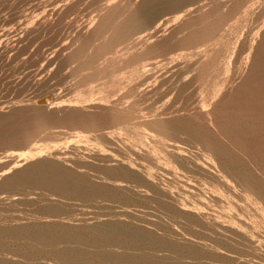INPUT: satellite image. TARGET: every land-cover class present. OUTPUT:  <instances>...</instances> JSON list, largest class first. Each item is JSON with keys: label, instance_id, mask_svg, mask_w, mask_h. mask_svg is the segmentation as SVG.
<instances>
[{"label": "rangeland", "instance_id": "rangeland-1", "mask_svg": "<svg viewBox=\"0 0 264 264\" xmlns=\"http://www.w3.org/2000/svg\"><path fill=\"white\" fill-rule=\"evenodd\" d=\"M263 28L264 0H0V264H219L213 256H219L220 264H247L239 244L230 246L224 239L222 243V236L210 230L213 223L225 225L223 221L229 222L231 215L242 220L241 199L221 202L220 207L207 200L204 211L195 196L183 199L184 189L197 190L196 179L182 176L172 159L157 150L163 146L160 141L154 145L160 139L154 129L155 121L189 120L190 113L181 109H197L191 112L196 114L207 98L219 94L212 100L219 103L220 86L224 90L219 91L232 97L245 93L248 80H241L242 73L252 71L248 65L259 60L260 46L254 50ZM217 74L225 81L217 79ZM248 79V85L252 84ZM237 83H245L242 91L235 90ZM226 98L214 104L223 105ZM168 107L179 114L155 115ZM100 110L108 115L104 132L98 131ZM64 119H69L66 124ZM61 124L68 126L63 129ZM147 133L154 137L155 148ZM179 135L192 140L190 135ZM188 146L193 152L185 153L191 156L196 146ZM59 154L70 159H56ZM23 155L29 156L27 162L22 161ZM111 170L113 174L106 176ZM52 176L61 177L56 186L38 185L37 177L51 180ZM140 180L152 191L141 186ZM94 250L106 253L108 260L93 258Z\"/></svg>", "mask_w": 264, "mask_h": 264}, {"label": "bare ground", "instance_id": "bare-ground-1", "mask_svg": "<svg viewBox=\"0 0 264 264\" xmlns=\"http://www.w3.org/2000/svg\"><path fill=\"white\" fill-rule=\"evenodd\" d=\"M83 2V0H82ZM86 2V0H85ZM101 4V3H100ZM74 6V5H73ZM82 8V7H81ZM83 9V8H82ZM87 9V8H86ZM84 11V10H83ZM262 12V11H261ZM81 13V12H80ZM83 14V13H82ZM126 18V17H125ZM126 20V19H125ZM129 21V20H128ZM206 22V21H205ZM261 22V21H260ZM259 22V23H260ZM220 23V22H218ZM254 23V22H253ZM128 25V24H127ZM138 26V25H137ZM187 26V25H186ZM219 26V25H218ZM217 26V27H218ZM210 27V26H209ZM131 28V27H130ZM189 28V27H188ZM118 29V28H117ZM192 29V28H191ZM219 29V28H218ZM134 30H135V27H134ZM210 30V29H209ZM220 30V29H219ZM186 31V30H185ZM213 31V30H212ZM215 31V30H214ZM228 31V30H227ZM257 31V30H256ZM255 31V32H256ZM207 32V31H206ZM259 32V31H258ZM262 34L260 35L261 36V40L259 39V43H257V41L255 42V44H260V45H257L256 46H253V47H256V49L254 51H257L258 49V46H260V50L258 51L260 54V56L257 54L255 55V58L254 60L256 59L257 56H259V60H260V64L258 63V61L256 62H253L254 64L256 63L257 66V70L258 72L254 69V64L248 65V69L249 68L251 69L252 67V71L249 70L248 73L250 74V71L251 73L254 75L257 73V75H248V73L245 71V73H242L243 74V78L244 77H248V78H251L250 82H252V84L255 86L254 89H251L253 88L254 86L250 83L248 85V81L249 79L248 78H245V79H241V80H244L245 82L247 81V83H237L236 85L233 84V86H239L241 87L240 89L235 87L234 89L239 92L242 88V86L245 84V85H248V86H243L245 89H243V92L245 93H242V92H239V94L237 93L235 96L236 97H232V94L231 96L230 95H227V92L226 95L227 97L230 96V99L228 97V100L226 98V95L224 94L223 92V86H218L219 87V90L222 88L223 90L221 91H217L213 84V89L214 91L216 92H221V98L224 97V99L226 98L225 101H223L224 99H222V102H223V105L219 103L221 102V98H218L217 102H212V100L215 101V99L219 96L216 95L217 97H215V99H211L210 98H207L206 99V102L204 106H202V110H199V112H195L196 114H191L192 111H197V109L195 110H192V111H189V110H185L183 107V109H181L183 111H186V113H190L188 114V119H174L173 121H164L166 119H162L163 121H160L159 123L156 122V126H155V129L156 130L155 132L157 133L158 137H160V139L158 137H156V139H159L157 141H155L154 145H157V142H161L162 143V146H163V149L161 148L162 146H158L159 148L161 149H157V150H162L164 151L163 155L167 154L173 161V164L177 165L178 169L181 170V172H183L181 175L183 176V174H185L186 176H193L195 177L196 179V182H197V190L194 191V192H191V190H195L193 187L192 189L189 190V192H186L185 189H184V198L185 199V195L188 196H191V199L193 196L196 197V201L197 202H201V204H199V208H202V210L204 211V205H205V201L207 202V200H210L211 202L214 203V205H216V203L218 205V207H220V205L222 204L221 202L223 203H229V204H232L230 201L231 200H235V199H241L242 201V205H243V209L241 211V213L243 214V219H238L237 218V215L235 213V210H234V213L236 216H229V224H226V221L224 220L223 223H225V225L223 224H219L217 221L218 224H211V231L212 233H215V232H218L219 233V236L221 235L222 236V243L223 242V239L227 241V245L228 243H230V246H234L233 243H237L236 245L237 246H241V250L243 252V256H244V260L247 264H264V28L263 30H261ZM129 33V32H128ZM134 33V32H133ZM138 33V32H137ZM178 33V32H177ZM197 33V32H196ZM208 33V32H207ZM226 33V31H225ZM179 34V33H178ZM213 34V33H212ZM185 35V34H184ZM191 35V34H190ZM215 35V34H213ZM255 35V34H254ZM181 37V36H180ZM179 37V38H180ZM258 38V37H257ZM175 39V38H174ZM251 39V38H250ZM255 39V38H254ZM204 40V39H203ZM215 40V39H214ZM205 41V40H204ZM209 41V40H208ZM213 41V40H211ZM249 41V40H248ZM173 42V41H172ZM188 42V41H187ZM159 43V42H157ZM162 43V42H161ZM217 43V42H215ZM254 43V42H252ZM153 44V43H152ZM165 44V43H164ZM210 44V43H209ZM249 44V43H248ZM247 44V45H248ZM167 45V44H166ZM175 45V44H174ZM197 45V44H196ZM254 45V44H253ZM146 46V45H145ZM176 46V45H175ZM182 46V45H181ZM211 46V45H210ZM160 47V46H159ZM157 48V46H156ZM194 48V46H193ZM198 48V46H197ZM200 48V47H199ZM198 48V50H199ZM242 48V47H241ZM249 48V47H248ZM251 48V47H250ZM249 48V49H250ZM154 48H152L153 50ZM174 49V48H173ZM180 49V48H179ZM198 50H196L195 48V51L198 52ZM151 51V50H150ZM181 51V50H180ZM188 51V50H187ZM194 51V50H192ZM200 51V50H199ZM203 51V50H202ZM207 51V50H206ZM253 51V52H254ZM106 52V51H105ZM149 52V51H148ZM152 52V51H151ZM168 52V51H167ZM176 52V51H175ZM179 52V51H178ZM184 52V51H183ZM190 52V51H189ZM197 52H194V53H197ZM204 52V51H203ZM208 52V51H207ZM245 52V51H244ZM154 53V52H153ZM164 53V52H163ZM173 53V52H172ZM212 53V52H210ZM238 53V52H237ZM257 53V52H256ZM152 54V53H151ZM170 54V53H169ZM174 54V53H173ZM180 54V53H178ZM182 54V52H181ZM206 54V53H205ZM246 54V53H245ZM255 54V53H253ZM161 55V54H160ZM203 55V54H202ZM238 55V54H237ZM248 55V54H247ZM251 55V53H250ZM249 55V56H250ZM171 56V55H170ZM169 56V57H170ZM174 56V55H173ZM197 56V55H196ZM158 57V55H157ZM166 57V56H165ZM177 57V56H176ZM206 57V56H205ZM247 57V56H246ZM120 58V57H119ZM163 58V57H162ZM192 58V57H191ZM203 58V57H201ZM251 58V57H249ZM147 59V58H146ZM145 59V60H146ZM156 59V58H154ZM205 59V58H204ZM241 59V58H240ZM127 60V58H126ZM130 60V59H128ZM159 60V59H158ZM168 60V59H166ZM170 60V59H169ZM188 60V59H186ZM185 60V61H186ZM250 59H248L249 61ZM149 61V60H148ZM151 61V60H150ZM155 61V60H154ZM163 61V59H162ZM203 61V60H202ZM233 61V60H232ZM238 61V60H237ZM244 61V60H243ZM247 61V59H246ZM137 62V61H136ZM143 62V61H142ZM146 62V61H145ZM144 62V63H145ZM156 62V61H155ZM159 62V61H158ZM157 62V63H158ZM168 62V61H167ZM192 62V61H191ZM235 62V61H234ZM252 61L250 60V63ZM109 63V62H108ZM150 64L148 65H151L152 62H148ZM207 63V62H206ZM247 63V62H246ZM156 64V63H155ZM192 64V63H191ZM200 64V63H199ZM209 64V63H208ZM213 64V63H212ZM211 64V66L213 67V65ZM223 64V63H222ZM244 64V63H243ZM255 64V65H256ZM108 65V64H107ZM133 65V64H132ZM177 65V64H176ZM197 65H198V62H197ZM205 65V63H204ZM241 65V64H240ZM259 65V66H258ZM154 64L152 63V65L150 67H153ZM159 66V64H158ZM178 66V65H177ZM182 66V65H181ZM201 66V65H200ZM112 67V65L110 66ZM114 67V66H113ZM148 67V66H147ZM183 67V66H182ZM186 67V66H185ZM242 67V66H241ZM178 68V67H177ZM207 68V67H206ZM210 68V67H209ZM247 68V66H246ZM245 68V69H246ZM104 69V68H103ZM144 69V68H142ZM175 69V68H174ZM181 69V68H180ZM101 70V69H100ZM140 70V68H139ZM183 70H185L183 68ZM190 70V69H189ZM224 70V69H223ZM229 70V69H228ZM255 70V71H254ZM106 71V70H105ZM206 71V70H205ZM112 71H110L111 73ZM170 72V71H169ZM196 72V71H195ZM203 72V71H201ZM236 72V71H235ZM181 73V72H180ZM183 73V72H182ZM193 73V72H192ZM221 73V72H219ZM227 73V71H226ZM230 73V72H229ZM97 74V73H96ZM109 74V73H108ZM190 74V73H189ZM188 74V76H189ZM195 74V73H194ZM228 74V73H227ZM153 75V74H151ZM168 75V74H167ZM182 75V74H181ZM192 75V74H191ZM190 75V76H191ZM200 75V74H198ZM219 74H217V79L219 78L220 79V76H218ZM232 75V74H231ZM246 75V76H244ZM248 75V76H247ZM252 75V76H251ZM150 76V74L148 75ZM176 76V75H175ZM189 76V77H190ZM204 76V75H203ZM223 76V73L222 75ZM242 76V75H241ZM145 77V76H144ZM152 77V76H151ZM159 77V76H158ZM167 77V76H166ZM173 77V75H172ZM186 77V76H185ZM197 77V76H196ZM202 77V76H201ZM230 77V76H229ZM142 78V76H141ZM139 78V79H141ZM164 78V77H163ZM195 78V77H194ZM199 78V77H198ZM197 78V79H198ZM216 78V76H215ZM222 78V77H221ZM224 78V76H223ZM138 79V80H139ZM150 79V78H149ZM155 79V78H153ZM157 79V78H156ZM171 79V78H170ZM204 79V78H203ZM215 79V80H217ZM247 79V80H246ZM173 80V78L171 79ZM177 80V79H176ZM200 80V79H199ZM199 80H196L197 82ZM214 81V83H216ZM221 80V79H220ZM219 80V81H220ZM229 80V79H228ZM240 80V82H242ZM146 81V80H145ZM152 81V80H151ZM167 81V80H166ZM165 81V82H166ZM185 81V80H184ZM188 81V80H187ZM219 81H217L219 83ZM221 81H225L224 79L221 80ZM243 81V82H244ZM138 82V81H137ZM141 82V81H139ZM182 82V81H181ZM202 82V81H201ZM227 82V81H226ZM135 83V82H134ZM167 83V82H166ZM178 83V82H177ZM174 82V84H176L178 86V84ZM186 82H184L185 84ZM211 83V82H210ZM217 83V84H218ZM224 84V82H222ZM143 84V82H142ZM180 84V83H179ZM183 84V85H184ZM194 84V83H193ZM215 84V85H217ZM132 85V84H131ZM182 85V84H181ZM220 85V84H218ZM242 85V86H241ZM250 85L252 87H250ZM175 86V85H174ZM180 86V85H179ZM225 86V85H224ZM149 87V85H148ZM176 87V86H175ZM185 87V86H184ZM217 87V86H216ZM229 87V86H228ZM166 88V87H165ZM179 88V87H178ZM176 88V89H178ZM180 88H182V86H180ZM196 88V87H195ZM199 88V87H198ZM202 88V86H201ZM226 88V87H225ZM249 88L251 90H249ZM137 89V87H136ZM151 89V88H150ZM172 89V88H171ZM174 89V88H173ZM188 91H189V88H187ZM193 89H194V86H193ZM218 89V88H217ZM233 89V90H234ZM238 89V90H237ZM148 90V89H147ZM175 90V89H174ZM186 89H184L185 91ZM204 90V89H203ZM229 91V88L227 89ZM247 90V91H246ZM253 90V91H252ZM161 91V90H160ZM193 91V90H192ZM201 91V90H199ZM207 91V90H205ZM211 91V90H210ZM231 93H232V89H230ZM242 91V90H241ZM252 91V92H251ZM149 92V91H148ZM151 92V91H150ZM157 92V91H156ZM181 92V91H180ZM187 92V91H186ZM213 92V91H212ZM222 92L223 95L222 96ZM235 92V91H234ZM233 92V93H234ZM248 92V94H247ZM250 92V93H249ZM147 93V92H146ZM158 93V92H157ZM173 93V92H172ZM230 93V92H229ZM228 93V94H229ZM236 93V92H235ZM145 94V93H144ZM171 94V93H170ZM182 94V93H181ZM185 94V93H184ZM194 94V93H192ZM216 94V93H214ZM13 95V94H12ZM109 95V94H108ZM168 97V94H166ZM189 95V93H188ZM195 95V94H194ZM210 95V94H209ZM238 95V96H237ZM145 96V95H144ZM157 96V95H156ZM160 96V95H159ZM177 96V95H175ZM200 96V95H199ZM212 96V93L211 95ZM234 96V95H233ZM155 97V96H154ZM181 97V96H180ZM183 97V95H182ZM196 97V96H195ZM194 97V98H195ZM205 97V96H204ZM233 99H232V98ZM140 98V97H139ZM142 98V97H141ZM140 98V99H141ZM164 98V97H163ZM179 98V97H178ZM203 98V97H202ZM154 99V98H153ZM156 99V98H155ZM165 99V98H164ZM170 99H171V96H170ZM166 101V100H165ZM177 101V99H176ZM200 100H198L199 102ZM205 101V99H204ZM13 102V101H12ZM173 102V101H172ZM197 102V103H198ZM203 102V101H202ZM200 102V105L201 103ZM225 102H229V104L225 103ZM7 103V101H6ZM111 103V102H110ZM192 103V102H191ZM217 103L218 105L216 106L215 104ZM4 104V103H3ZM188 104V103H187ZM228 105L230 107V114H229V111L226 110V108L228 109L229 107L225 106V105ZM185 105V104H184ZM195 105V103H194ZM5 106V105H4ZM225 106V107H224ZM63 108L65 107H68L67 105H63L62 106ZM191 107V105H190ZM54 109H57L58 108V105L55 104V106L53 107ZM69 109V107H68ZM67 109V110H68ZM81 109V108H80ZM130 110V108H128ZM157 109V107H156ZM180 109V108H179ZM201 109V108H200ZM98 110H99V107H98ZM105 110V109H104ZM166 110V111H165ZM191 110V109H190ZM106 111V110H105ZM124 111V110H123ZM158 111V109H157ZM139 113V111H137ZM168 112L170 113L169 115H172L171 113L172 112H176L177 114H179V110L178 109H174V110H170V108H165L164 110H160L158 113H155V115H160L161 117V114H168ZM180 112V113H181ZM130 113V112H129ZM138 113H135L137 116H138ZM173 113V115H174ZM175 113V114H176ZM184 113V112H183ZM98 114V112H97ZM110 114V113H109ZM127 114V113H126ZM132 114V112H131ZM142 114V113H141ZM139 114V117H141L142 115ZM165 114V115H166ZM70 115V114H69ZM105 115H107V113H105L103 110H100L99 111V115H97V118L99 120V130L98 131H106V129L108 127H106V122L105 121H108V120H105ZM154 115V116H155ZM156 115V116H157ZM84 116V115H83ZM82 116V117H83ZM134 117L133 118H136L135 115H133ZM152 115V117H154ZM163 116V115H162ZM72 117V116H71ZM81 117V116H80ZM122 117V116H121ZM131 117V115H130ZM143 117V116H142ZM141 117V118H142ZM151 117V116H150ZM151 117V118H152ZM158 117V116H157ZM159 117V118H160ZM165 117V116H164ZM115 116L114 115H110V119H114ZM145 118V117H144ZM142 118V119H144ZM150 118V119H151ZM155 118V117H154ZM153 118V119H154ZM175 118V117H174ZM179 118V117H178ZM87 119V118H86ZM89 119V118H88ZM125 119V118H124ZM127 119V118H126ZM137 119L139 120V118L137 117ZM146 119V118H145ZM48 120V119H47ZM67 120L69 119H64V124H66ZM121 120V118H120ZM131 120H133L131 118ZM136 120V119H135ZM57 121V120H55ZM113 121V120H112ZM1 122V121H0ZM4 122V121H3ZM111 122V121H110ZM119 122V121H118ZM144 122V121H143ZM52 123V122H51ZM57 123V122H56ZM114 123V121H113ZM116 123V122H115ZM121 123V121H120ZM128 123V122H127ZM39 124V123H38ZM54 124V123H53ZM73 124V123H72ZM86 124V123H85ZM112 124V123H111ZM75 125V124H74ZM131 125V124H130ZM134 125H137V124H134ZM1 126V125H0ZM51 126V125H50ZM61 126H63V124H61ZM68 126V125H66ZM65 125L63 126V129L64 127H66ZM82 126V124H81ZM108 126V125H107ZM42 128V125L39 126ZM55 127V126H54ZM79 127V126H78ZM114 127V126H113ZM126 127V126H125ZM151 127V126H150ZM38 127H36V130H37ZM53 128V127H52ZM76 128V126H75ZM132 128V127H131ZM40 129V128H38ZM128 129V128H127ZM133 129V128H132ZM135 129V128H134ZM34 130V129H32ZM31 130V131H32ZM35 130V131H36ZM58 130V129H56ZM93 130V129H92ZM118 130V129H117ZM116 130V131H117ZM130 130V129H129ZM138 130V129H136ZM28 131V129H27ZM59 131V130H58ZM110 132V130H109ZM112 132V131H111ZM114 132V131H113ZM112 132V133H113ZM148 132V131H147ZM30 133V132H29ZM120 133V132H119ZM135 133H139V132H135ZM187 134V136L190 135V138L192 140H187V138L185 137H181L179 134ZM65 134V133H64ZM114 134V133H113ZM118 131H117V137H118ZM137 136V134H135ZM148 135V133H147ZM28 136V135H27ZM120 136V135H119ZM127 136V135H126ZM133 137V136H131ZM146 137V136H145ZM149 137V135L147 136ZM144 138V136H143ZM152 138V144L153 145V139L154 137H151ZM151 138L149 137V140H151ZM185 138V139H184ZM26 139V138H25ZM127 140V139H126ZM135 140V139H134ZM148 140V141H149ZM27 141V140H26ZM132 141V140H131ZM188 141V142H186ZM129 143V141H128ZM190 143H193V147L195 148L196 146V151L195 153L191 154L193 151H189L188 148L186 149V147L190 144ZM131 144V143H129ZM159 144V143H158ZM153 145V146H154ZM99 146V145H98ZM145 146V145H144ZM150 146V145H149ZM192 146V145H191ZM189 147V146H188ZM193 147H190V148H193ZM147 148V147H146ZM145 148V149H146ZM155 148V146H154ZM155 149V150H156ZM198 149V151H197ZM120 150V149H119ZM152 150V149H151ZM193 150V149H192ZM109 151V150H108ZM149 151V150H148ZM186 151H189L191 152V156H187L186 154L189 155V152L188 153H185ZM119 152V151H118ZM159 152V151H157ZM161 152V151H160ZM159 152V153H160ZM25 153V152H24ZM208 153H212L214 156H212V158H210V154L208 155ZM114 154V153H113ZM117 154V152H116ZM115 154V156H116ZM119 154V153H118ZM140 154V153H139ZM162 154V153H161ZM161 154L160 157H161ZM35 155V154H34ZM61 154L59 155H56L58 156L56 159H59V160H69L70 157L67 158V156L65 157H59ZM69 155V154H68ZM72 155V154H70ZM82 155V154H80ZM79 155V157H80ZM122 155V154H121ZM144 155V153H143ZM157 155V154H156ZM162 155V157H163ZM31 156V154L29 155ZM29 156L28 155H23L21 157L22 161L24 162H27L29 159ZM63 156V155H62ZM73 156H74V153H73ZM119 156V155H118ZM145 156V155H144ZM154 157V155H151ZM32 157V156H31ZM36 157V156H35ZM51 157V156H50ZM159 157V156H157ZM165 157V156H164ZM186 159H185V158ZM121 158V157H120ZM124 158V157H123ZM148 158V157H147ZM166 158V157H165ZM184 158V159H183ZM35 159V158H34ZM46 159V158H44ZM49 159V158H48ZM110 159V158H109ZM117 159V158H116ZM149 159V158H148ZM147 159V160H148ZM170 159V160H171ZM19 160V159H18ZM26 160V161H25ZM32 160V159H31ZM118 160V159H117ZM159 160V158H158ZM162 160V158L160 159ZM159 160V161H160ZM164 160V159H163ZM162 160V161H163ZM167 160V158H166ZM135 161V160H134ZM151 161V160H150ZM168 161V160H167ZM167 161H163L164 164H166L165 162ZM18 162V161H17ZM16 162V164H17ZM62 162V161H61ZM69 162V161H68ZM103 162V161H102ZM120 162V161H119ZM133 162V161H132ZM116 163V162H115ZM158 163V162H157ZM169 163H171L169 161ZM48 164V163H47ZM61 164V163H60ZM65 164V163H64ZM132 164V163H129V165ZM143 164V162H142ZM153 164V163H152ZM161 164V163H160ZM163 163L161 165H164ZM45 165V164H44ZM48 165H51V164H48ZM137 165V164H136ZM145 165V164H144ZM167 165L169 164H166V167ZM175 165V166H176ZM57 166V165H56ZM115 166V165H114ZM124 165H122L123 167ZM138 166V165H137ZM165 166V165H164ZM60 167V166H59ZM132 167V166H131ZM145 167V166H144ZM10 168V167H9ZM56 168V167H55ZM123 168H126L125 166ZM129 168V167H128ZM163 168V166H162ZM176 168V167H175ZM61 169V168H60ZM141 169V168H140ZM170 169V168H169ZM173 169V168H172ZM9 170V169H8ZM56 170V169H55ZM58 170V169H57ZM136 170V168H135ZM134 170V171H135ZM151 170V169H150ZM155 170V169H154ZM168 170V169H167ZM29 171V170H28ZM27 171V172H28ZM63 171V170H62ZM104 171V170H103ZM114 171H119V170H114ZM152 171V170H151ZM160 171V170H159ZM170 171V170H169ZM174 171V170H173ZM58 172V171H57ZM108 172V171H106ZM110 173L106 174V176L109 177V175L113 174L112 170L109 171ZM129 172V171H128ZM131 172V171H130ZM141 172V171H140ZM162 172V171H161ZM5 173H7V170L5 171ZM29 173V172H28ZM120 173H121V169H120ZM120 173H117L120 174ZM166 173V172H165ZM173 173V172H172ZM180 173V172H179ZM20 174V173H19ZM23 174V173H22ZM53 174V173H52ZM105 174V173H104ZM125 174V173H124ZM134 174V173H133ZM161 174V173H160ZM164 174V173H163ZM175 174V173H174ZM25 175V174H23ZM50 175V174H49ZM63 175V174H62ZM122 175V173L120 174ZM126 175V174H125ZM8 176V175H7ZM114 176V175H113ZM124 177V175H123ZM129 177V176H128ZM141 177V175H140ZM19 178V177H18ZM22 178V177H21ZM59 178V179H58ZM61 177H53L52 176V179L51 180H47V179H43V178H39L37 177L36 180H37V183L38 185L40 184L41 186H44V187H53V186H56L57 183H59V180H60ZM116 178V176H115ZM114 178V179H115ZM122 178V177H121ZM125 178V177H124ZM132 178V177H131ZM134 178V177H133ZM153 178V177H152ZM170 178V177H169ZM168 178V179H169ZM11 179V178H10ZM31 179V178H30ZM117 179V178H116ZM151 179V178H150ZM164 179V177H163ZM162 179V180H163ZM179 179V178H178ZM177 179V181H178ZM182 179V178H181ZM184 179V178H183ZM192 179V178H191ZM190 179V180H191ZM193 178V180H195ZM7 180V179H6ZM121 180V179H120ZM126 180V179H125ZM124 180V181H125ZM119 181V180H118ZM129 181V180H128ZM131 181V179H130ZM135 181H139V178H135ZM141 181V180H140ZM149 180H147L148 182ZM167 181V180H166ZM75 182V181H74ZM146 181H144L145 183ZM192 182V181H190ZM196 182L191 183L193 185H196ZM20 183V182H19ZM138 183V182H137ZM136 183V184H137ZM141 186L143 187H146L148 188V190H151L149 188L148 185H145L143 184V182L141 181ZM166 183V182H165ZM172 183V182H171ZM67 184V183H66ZM129 184V183H128ZM190 184V183H189ZM37 185V186H38ZM76 185V184H75ZM130 185V184H129ZM139 185V184H138ZM166 185V184H165ZM169 185V184H168ZM176 185V184H175ZM178 185V184H177ZM33 186V185H32ZM81 186V185H80ZM137 186V185H136ZM181 185H179L180 187ZM34 187V186H33ZM39 187V186H38ZM88 187V186H87ZM122 187V186H121ZM133 187V186H132ZM167 187V186H166ZM190 187V186H189ZM189 187L187 189H189ZM37 188V187H36ZM40 188V187H39ZM73 188H74V185L71 189V191H73ZM83 188V187H82ZM48 189V188H47ZM90 189V188H89ZM93 189V187H92ZM104 189V188H103ZM181 189V188H180ZM186 189V190H187ZM130 190V189H129ZM142 190V189H141ZM147 190V191H148ZM171 190V189H170ZM173 190V189H172ZM39 191V190H38ZM69 189L67 190V192H71ZM76 191V190H74ZM111 191V190H110ZM121 191V190H120ZM152 191V190H151ZM150 191V192H151ZM81 192V191H80ZM134 192V191H133ZM158 193V192H157ZM93 194V193H92ZM118 194V193H117ZM122 194V193H121ZM120 194V195H121ZM147 194V193H146ZM151 194V193H150ZM134 195V194H133ZM179 195V194H178ZM182 195V194H181ZM94 196V195H93ZM116 196V195H115ZM129 196V195H127ZM107 197V196H106ZM123 197V195H122ZM173 197V196H172ZM182 197V196H181ZM81 198V197H80ZM120 198V197H119ZM146 198V197H145ZM166 198V197H165ZM187 198V197H186ZM107 199V198H106ZM115 199V198H113ZM182 199V198H181ZM182 199V200H183ZM224 199V200H223ZM227 199V201H225ZM166 200V199H165ZM195 200V199H194ZM144 201V200H143ZM164 201V199H163ZM171 202V201H170ZM177 202V201H175ZM190 202V201H189ZM193 202V200H192ZM196 202V203H197ZM180 203V202H179ZM240 203V202H239ZM167 204V202H166ZM186 205V203H184ZM182 203V205H184ZM195 204V203H194ZM236 204V202H235ZM154 205V204H153ZM170 205V204H169ZM184 205V206H185ZM224 205V204H223ZM239 205V204H238ZM241 205V204H240ZM239 205V206H240ZM30 206V205H29ZM182 206V208L184 207ZM187 206V205H186ZM210 206V205H209ZM41 207V206H40ZM193 207V206H192ZM225 207H227V205H225ZM39 208V207H38ZM59 208V207H58ZM162 208V207H161ZM197 208V207H196ZM205 208H206V205H205ZM212 208V207H211ZM224 208V206H223ZM228 208V207H227ZM233 208V207H231ZM63 209V208H62ZM181 209V208H180ZM186 209V208H185ZM188 209V208H187ZM229 209V208H228ZM226 209V210H228ZM235 209V208H234ZM241 208H239L240 210ZM68 210V209H67ZM163 210V209H162ZM200 210V211H202ZM206 210V209H205ZM237 210V209H236ZM49 211V210H48ZM224 211V210H223ZM66 212V211H65ZM64 212V213H65ZM168 212V211H167ZM198 212V211H197ZM206 212V211H205ZM6 213V212H5ZM45 213V212H44ZM50 213V212H49ZM204 213V212H202ZM223 213V212H222ZM227 213V211H226ZM174 214V213H173ZM232 214V213H231ZM1 215V214H0ZM8 215V214H7ZM51 215V214H49ZM48 215V216H49ZM67 215V214H66ZM72 215V214H71ZM178 215V214H177ZM197 215V214H196ZM203 215V214H201ZM209 215V214H208ZM230 215V214H229ZM234 215V214H233ZM46 216V215H45ZM52 216V215H51ZM168 216V215H167ZM200 216V215H199ZM215 216V215H214ZM220 216V215H219ZM226 216V215H225ZM71 217V216H70ZM170 217V216H169ZM202 217V221H203V216ZM223 217V216H222ZM241 217V215L239 216ZM55 218V217H53ZM187 218V217H186ZM51 219V218H50ZM189 219V218H188ZM201 218H199L200 220ZM205 219V218H204ZM215 219V218H214ZM223 219V218H222ZM222 219L220 221H222ZM184 220V219H183ZM198 220V221H199ZM181 221V220H180ZM211 221V220H210ZM204 222V221H203ZM213 222V221H212ZM211 222V223H212ZM198 223H201L202 222H198ZM204 223H207V221L205 220ZM222 223V222H221ZM62 224V223H61ZM64 224V223H63ZM201 224H197V225H201ZM205 225V224H204ZM42 226V225H41ZM114 226V225H113ZM112 225L110 226V228H112L114 231L117 229V226L116 228H114ZM203 226V225H202ZM208 226V225H207ZM40 227V226H39ZM198 228L197 229H200L201 226H197ZM200 227V228H199ZM196 228V227H195ZM209 228V226L207 227ZM36 229V228H35ZM58 229V228H57ZM66 229V228H65ZM63 230V229H62ZM61 230V231H62ZM78 230V229H77ZM87 230V229H86ZM93 230V229H92ZM201 230V229H200ZM206 231V229H204ZM11 231V230H10ZM39 231V230H38ZM57 231V230H56ZM111 231V230H110ZM203 231V230H202ZM204 231V232H205ZM209 231V229H207L206 232H211ZM73 232V231H72ZM86 232V231H85ZM117 232V231H116ZM201 232V231H200ZM8 233V232H7ZM42 233V232H41ZM70 233V231H69ZM90 233V232H89ZM113 233V232H112ZM211 233V234H212ZM218 233H215V235ZM57 234V233H56ZM84 234V233H83ZM200 234V233H199ZM205 234V233H204ZM210 234V236H211ZM61 235V234H59ZM203 235V233H202ZM213 235V237L215 236ZM35 236V235H34ZM37 236V235H36ZM68 236V235H66ZM217 236V238L219 237ZM203 237H205L203 235ZM30 238V236H29ZM216 238V240H217ZM220 238V237H219ZM62 239V238H61ZM214 240V239H213ZM215 240V242H216ZM32 241V240H31ZM225 241V242H226ZM33 242V241H32ZM214 242V243H215ZM218 242V241H217ZM239 244V245H238ZM218 245V244H217ZM219 245L220 244V241H219ZM224 245V244H223ZM223 245L221 247H223ZM220 247V246H219ZM227 248V247H226ZM231 248V247H230ZM76 249V248H75ZM92 249V247H91ZM162 249V248H161ZM201 249V248H200ZM224 249V247H223ZM101 250V249H100ZM226 250V249H225ZM95 251V250H94ZM102 251V250H101ZM219 251V250H217ZM233 251V250H232ZM86 252V251H85ZM92 252V251H91ZM83 253V252H82ZM236 253V252H235ZM80 254V253H79ZM84 254V253H83ZM92 254L94 255L93 258H96L98 259L99 261H102V262H105L108 260V257L103 253V252H98V250H96L94 253L92 252ZM162 254V253H161ZM201 254V253H200ZM205 254V253H204ZM214 254V253H213ZM220 254V253H219ZM241 254V253H240ZM203 255V254H201ZM211 255V254H210ZM216 255V254H215ZM233 255V254H232ZM81 256V255H80ZM121 256V255H120ZM126 256V255H125ZM239 256V255H238ZM133 257V256H132ZM137 257V256H135ZM134 257V258H135ZM204 257H206L204 255ZM219 257V256H218ZM218 257H214L213 256V260H215L217 263H221V260L218 258ZM68 258V257H67ZM122 258V257H121ZM139 258V257H138ZM186 258V257H185ZM202 258V257H201ZM124 260H126V258L123 257ZM142 259L141 257L139 258V260ZM206 259V258H205ZM208 259V258H207ZM211 259V258H210ZM243 259V258H242ZM127 260H130V258H127ZM136 260V259H135ZM229 260V259H228ZM236 260V259H235ZM71 261V260H70ZM118 261V260H117ZM210 261V260H209ZM208 261V262H209ZM147 262V261H146ZM207 262V263H208ZM215 262V263H216ZM237 262V260H236ZM128 263V262H127ZM139 263V262H138ZM192 263V262H191ZM224 263V262H223ZM233 263V262H232ZM244 263V262H243ZM139 264H142V263H139ZM145 264V262H144ZM158 264V263H157ZM187 264V263H186ZM206 264V263H204ZM211 264V263H210ZM214 264V263H212ZM237 264V263H236Z\"/></svg>", "mask_w": 264, "mask_h": 264}]
</instances>
